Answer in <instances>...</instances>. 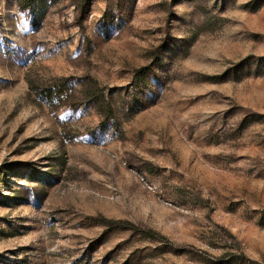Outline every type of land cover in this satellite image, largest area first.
<instances>
[{
    "label": "rangeland",
    "instance_id": "374dc122",
    "mask_svg": "<svg viewBox=\"0 0 264 264\" xmlns=\"http://www.w3.org/2000/svg\"><path fill=\"white\" fill-rule=\"evenodd\" d=\"M33 8L0 0V264H264V0Z\"/></svg>",
    "mask_w": 264,
    "mask_h": 264
},
{
    "label": "trees",
    "instance_id": "16d2710c",
    "mask_svg": "<svg viewBox=\"0 0 264 264\" xmlns=\"http://www.w3.org/2000/svg\"><path fill=\"white\" fill-rule=\"evenodd\" d=\"M86 2H90L91 0H85ZM25 2H27L29 5L31 4L34 8H33V12L36 14L34 16V20L33 23L34 24H38L40 23V21L43 19V16L41 15V9L45 6L46 4V0H25ZM94 103V105L103 110L106 111L108 113V115H110L109 117H113L114 112L112 110V107H108V108H104V103L102 102V100L100 99H93L91 98ZM13 168V167H10ZM9 169V168H7ZM30 175L32 177L33 180H37V181H46L45 177H49L48 175H44V174H40L37 170H32L30 172Z\"/></svg>",
    "mask_w": 264,
    "mask_h": 264
}]
</instances>
